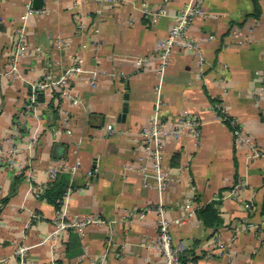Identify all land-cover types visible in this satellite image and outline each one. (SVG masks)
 <instances>
[{
	"label": "crops",
	"instance_id": "0c3cea01",
	"mask_svg": "<svg viewBox=\"0 0 264 264\" xmlns=\"http://www.w3.org/2000/svg\"><path fill=\"white\" fill-rule=\"evenodd\" d=\"M41 2L0 0V150L6 153L7 139L18 133L22 166L0 168V204L7 200L0 214V264H18V248H27L26 264H165L154 246L157 216L148 211L159 203L184 263L264 264V157L250 159L214 111L221 107L264 153V0H206L217 18L190 28L202 42L204 68L194 54L176 50L162 82L158 61L138 69L135 59L154 55L189 0ZM28 5L45 13L24 23ZM163 7L169 16L144 12ZM20 40L29 56L9 76ZM77 62L85 73L71 78L76 104L48 89L34 111L25 110L34 84L46 74L58 79ZM158 99L168 125H177L186 110L202 124L198 141L190 135L164 140L171 181L163 192L150 187V172H141L144 164L137 162ZM64 118L72 133L56 137L51 130ZM33 137L38 141L29 150ZM77 161L76 175L63 172L70 181L59 211L67 221L93 222L80 235L82 253L67 259L70 231L54 235L58 211L42 196L53 184L49 169Z\"/></svg>",
	"mask_w": 264,
	"mask_h": 264
},
{
	"label": "built area",
	"instance_id": "2783aa9c",
	"mask_svg": "<svg viewBox=\"0 0 264 264\" xmlns=\"http://www.w3.org/2000/svg\"><path fill=\"white\" fill-rule=\"evenodd\" d=\"M206 0H189L187 5L173 16L174 24L168 35L156 43L155 52L153 56L142 57L135 59V63L138 69L147 67L154 61L159 62V74L160 82L166 73L171 56L176 50H183L195 55L197 59V65L200 69L204 68L206 60L202 51V42L190 35L191 26L199 19H215L216 15L210 14L205 8ZM149 17H165L169 16L168 10L163 7L156 11L144 10ZM44 10H39L26 6L25 13L21 16L22 21L25 23L28 19L44 14ZM84 48H86L84 46ZM29 56V52L26 43L20 40L16 46V55L14 59V65L8 71L7 75H12L18 72L19 60ZM85 70L81 62H77L69 70H67L61 77L54 80L50 74H46L42 81L34 84L31 89V96L25 110L27 112L34 111L39 105V96L45 90L54 89L59 94L62 100L70 101L76 104L77 101L74 95L71 93L70 85L71 78L75 74H83ZM98 75L93 73L91 79V86L95 88L97 86ZM163 104L161 100H157L156 110L150 123L143 129L141 133V147L144 155L139 156L138 163H143V167H139L141 172L149 171L150 177L154 180L153 187L159 192H163L170 184L171 178L169 172L165 169V139L180 140L184 135H190L197 141L202 135V124L198 115L189 111H183L179 115L178 124L170 126L161 119ZM214 111L217 114V118L221 122L228 120V114L221 107H214ZM231 125L234 128L233 136L235 142L241 148H247L249 151L250 159L263 158L264 153L260 151L255 144L250 142L242 133L241 128L235 120H231ZM225 124V123H224ZM109 132L113 131V126L107 127ZM51 133L56 137L61 133L70 135L72 131L68 128L67 118L62 119L61 127L53 128ZM20 138L18 133L7 139V154L0 150V168H8L16 171H21L22 166L16 159L18 149L15 146V141ZM37 138L33 137L27 142V148L31 150L33 146L37 144ZM81 168L79 161L74 165L68 166L64 162H58L52 166L49 171V180L54 182L59 174L67 171L71 175H76ZM134 167L131 166L130 169ZM47 189V186H42L36 193V198H40L42 193ZM2 205L0 204V207ZM181 209L187 214L188 217L193 216V212L190 211V206L181 207ZM149 212H153L157 216V234L154 242L155 248L160 252L164 259L165 264H194L192 262L184 263V250L181 246L174 243L173 234L171 230L172 222L167 217V211L162 203L157 206L148 209ZM142 216L143 214H139ZM66 213L62 211L57 212L54 235L75 231L79 235H84L87 227L93 222L90 219L79 220L72 219L67 221L65 219ZM26 251L27 248H18L15 252V256L18 258V264H26Z\"/></svg>",
	"mask_w": 264,
	"mask_h": 264
},
{
	"label": "trees",
	"instance_id": "16d2710c",
	"mask_svg": "<svg viewBox=\"0 0 264 264\" xmlns=\"http://www.w3.org/2000/svg\"><path fill=\"white\" fill-rule=\"evenodd\" d=\"M42 100L43 98L40 95L39 101ZM231 120L234 119L229 116L228 120H226L224 123L233 131L234 128L230 123ZM69 181H70L69 175L64 173L59 174V176L56 178L53 184L47 189V191L42 196L49 204L53 205L57 211H59L61 208V201L64 194L68 190ZM6 202L7 200H3L2 205H4ZM206 211L214 213V210L211 207H207ZM1 212H2V207H0V214ZM81 253H82V248H81L80 235L75 231H70L69 242L67 244V249H66V257L67 259H71L75 256L80 255ZM59 264H63V263H59Z\"/></svg>",
	"mask_w": 264,
	"mask_h": 264
},
{
	"label": "water",
	"instance_id": "95a60500",
	"mask_svg": "<svg viewBox=\"0 0 264 264\" xmlns=\"http://www.w3.org/2000/svg\"><path fill=\"white\" fill-rule=\"evenodd\" d=\"M35 3H40V4H41L42 2H41V0H35ZM37 9H38V8H37ZM12 189H14V186H13Z\"/></svg>",
	"mask_w": 264,
	"mask_h": 264
}]
</instances>
